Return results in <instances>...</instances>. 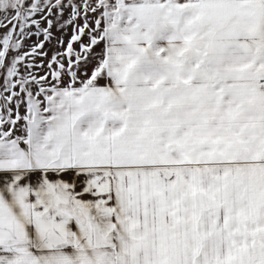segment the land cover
Instances as JSON below:
<instances>
[{"label":"snow or ice","instance_id":"obj_1","mask_svg":"<svg viewBox=\"0 0 264 264\" xmlns=\"http://www.w3.org/2000/svg\"><path fill=\"white\" fill-rule=\"evenodd\" d=\"M0 264H264V0H0Z\"/></svg>","mask_w":264,"mask_h":264},{"label":"rangeland","instance_id":"obj_2","mask_svg":"<svg viewBox=\"0 0 264 264\" xmlns=\"http://www.w3.org/2000/svg\"><path fill=\"white\" fill-rule=\"evenodd\" d=\"M54 31H55V30H54ZM70 33H71V30L69 29L68 35H70ZM56 34L59 35V33H56ZM68 35H65V40H67ZM34 40H35V37H33V41H34ZM45 47H46V48H49L50 45H46Z\"/></svg>","mask_w":264,"mask_h":264}]
</instances>
